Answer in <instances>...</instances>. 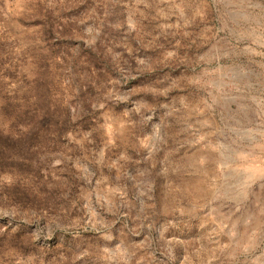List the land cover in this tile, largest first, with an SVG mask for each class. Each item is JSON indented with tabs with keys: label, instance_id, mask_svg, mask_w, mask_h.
I'll use <instances>...</instances> for the list:
<instances>
[{
	"label": "rangeland",
	"instance_id": "374dc122",
	"mask_svg": "<svg viewBox=\"0 0 264 264\" xmlns=\"http://www.w3.org/2000/svg\"><path fill=\"white\" fill-rule=\"evenodd\" d=\"M0 264H264V0H0Z\"/></svg>",
	"mask_w": 264,
	"mask_h": 264
}]
</instances>
